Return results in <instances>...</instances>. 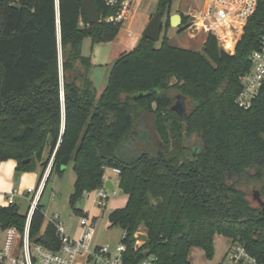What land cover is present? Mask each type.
<instances>
[{
  "label": "trees",
  "instance_id": "1",
  "mask_svg": "<svg viewBox=\"0 0 264 264\" xmlns=\"http://www.w3.org/2000/svg\"><path fill=\"white\" fill-rule=\"evenodd\" d=\"M94 2L102 18L89 24L82 0H0V161L45 171L53 158L45 187L72 164L69 203L78 216L86 214L77 202L103 185L105 167L119 168L127 201L108 220L123 230L122 264L150 256L154 264H192L193 247L212 259L216 234L239 240L264 264V207L254 197L255 187L264 196V87L250 109L235 103L258 46L262 4L233 54L214 33L201 50L142 36L114 62L98 96L83 40H112L122 23L106 22L114 10ZM172 3L158 0L155 11H167V26ZM171 89L186 97L185 118L172 110ZM27 218L17 202L0 205L2 227L24 231ZM139 232L148 240L137 245ZM30 238L60 248L40 200Z\"/></svg>",
  "mask_w": 264,
  "mask_h": 264
},
{
  "label": "built area",
  "instance_id": "2",
  "mask_svg": "<svg viewBox=\"0 0 264 264\" xmlns=\"http://www.w3.org/2000/svg\"><path fill=\"white\" fill-rule=\"evenodd\" d=\"M143 1L104 0L106 6L114 10V13L104 20L122 23L128 13L137 10ZM260 1L202 0L194 12L190 11L184 14L187 17L184 26L190 34H193V37L197 34L207 36L214 33L218 43L228 48V42H232L236 48V44L244 34L250 18L256 13L260 4L264 8V0L262 3ZM80 24L83 25L82 20H80ZM227 48L225 51L229 52ZM235 48L231 54L235 52ZM249 59L251 62L250 69L240 76L242 89L235 99L236 105L246 110L253 106L264 87V19L261 22L258 46L250 52ZM106 168L108 167H105V170ZM112 171L117 175L120 173V169L116 167L112 168ZM107 179L110 178L105 174L103 185L97 189L99 204L102 205L109 197L108 188L105 186ZM39 191V188H27L22 194L30 199L24 231L16 226L2 227L0 224V264H75L78 259L86 264H122V257L127 250V245L121 243L114 256L107 245L94 246V219L89 215L79 216L81 232L78 236H72L65 231V226L58 212L50 217L49 221L56 225L59 233L60 248L58 250H52L41 243L32 241L30 238V221L39 201ZM89 194V191L84 192V195L89 196ZM16 195L15 191L10 192L6 198V203L9 205L16 202ZM141 242L137 239V243L141 244ZM154 262L155 258L150 256L138 264H154ZM220 264H259V261L243 243L232 239L231 245Z\"/></svg>",
  "mask_w": 264,
  "mask_h": 264
},
{
  "label": "rangeland",
  "instance_id": "3",
  "mask_svg": "<svg viewBox=\"0 0 264 264\" xmlns=\"http://www.w3.org/2000/svg\"><path fill=\"white\" fill-rule=\"evenodd\" d=\"M201 3L202 0H173L170 16L176 13L186 14L190 11L194 12V10L197 9ZM157 4L158 0H144L137 10L128 13L116 36L112 40L93 42L90 36H86L84 38L82 47L83 53L85 55H91L94 63L96 64L91 76L97 89L101 87V84L106 83L114 62L127 49L126 42L128 40L135 41L141 39L143 30L150 19L147 15H153L155 13ZM163 19L164 26L162 28L161 39L157 42V45L161 43L163 36L167 35L170 43L174 46L193 50L202 49L206 38L205 34H197L193 37V34H190L186 29L183 30L181 25L176 27L172 25L167 26V11H165ZM219 45L221 48L226 50V46H223L220 43ZM234 48L235 47L227 48V50L232 53ZM59 53L61 55V45H59ZM170 92L175 96L176 102L178 95L176 90L171 89ZM47 156L48 150H46L44 158H47ZM52 161L53 158L50 163ZM36 169L40 175L42 167L39 163L37 164ZM105 174L114 182V188H108L107 190L109 197L107 198L105 204H99V197L97 194L98 190H95L90 192L89 196L83 195L82 199L77 202L76 207L82 209L86 215L96 217L94 222V246L107 245L110 252L114 256L116 254L117 247L121 244L123 230L120 227H111L108 215L113 209L123 207L126 204L127 195L119 187V177L112 171V168H106ZM19 181L20 180L16 181V188L18 191L20 189L18 186ZM74 181L75 173L73 171L72 164L66 167L63 175L54 171L45 189L43 190V195L41 194L39 200L40 204H42L44 208L45 224L48 222L49 217L53 213L58 212L60 214L61 221L64 222L68 228L67 233L72 236H78L81 232V227L79 226V216L73 213V209L69 203V197L74 190ZM44 184L45 181H42L39 189L44 187ZM256 190H259V187H255L254 192ZM262 198L264 199V196H262ZM19 205L20 212L26 213L29 202L24 199H19ZM217 235L218 236L215 237V243L217 248L216 256L218 257L225 248L231 245V239L220 234ZM136 244L140 245V243ZM195 250H199V253L198 256L193 253L195 257L194 259H199L201 262H194V264H213L206 258L202 248L197 247ZM217 257H215L216 260L218 259ZM80 262L81 259H78L75 264Z\"/></svg>",
  "mask_w": 264,
  "mask_h": 264
},
{
  "label": "crops",
  "instance_id": "4",
  "mask_svg": "<svg viewBox=\"0 0 264 264\" xmlns=\"http://www.w3.org/2000/svg\"><path fill=\"white\" fill-rule=\"evenodd\" d=\"M148 18H151V15L148 14L147 15ZM146 16V17H147ZM150 20V19H149ZM59 21V20H58ZM58 31H59V27H58ZM139 40H135V41H131V40H128L126 42V47L127 49L124 51L125 52H128V51H131L135 46L136 44L138 43ZM107 83V81H106ZM106 83H103L101 84L99 87V89H97V94L98 96L101 94V92L103 91ZM51 164L52 162L50 163L48 169H46L45 171H43V168L41 170V173L39 175V172L36 170L34 171H25V172H20V177L18 179H15L14 178V174L15 172L17 171L16 170V165H17V161L15 159H8V160H4V161H0V205L1 206H6L8 205L6 203V198L8 196V194L12 191H15L16 192V202L19 204V199H24L26 201L29 202V205H30V199L29 198H26L24 197L22 194L25 192V190L27 188H39L40 187V184L42 181H45V184H46V180H47V177H48V174H49V171H50V168H51ZM42 176V180L40 182V178ZM45 179V180H44ZM17 180H20L19 181V191L18 189L16 188V181ZM112 181V180H111ZM40 182V183H39ZM113 185H114V182L112 181ZM45 184H44V187H42L39 191V198L41 196V194L43 193V190L45 188ZM36 185V186H35ZM29 205H28V208H27V212L28 213V209H29ZM74 213V211H73ZM54 214V213H53ZM52 214V215H53ZM75 214V213H74ZM51 215V216H52ZM76 215V214H75ZM50 216V217H51ZM78 216V215H77ZM49 217V219H50ZM94 219V222L96 220V217H92ZM49 222V220H48ZM64 226H65V231L67 232V227L65 225V223L63 222ZM78 226V225H77ZM218 235L216 234L215 237H217ZM215 237H214V247H215V252H214V256L212 259H209L211 261V263L213 264H220L222 262V260L224 259L225 257V254L227 253L229 247L225 248L223 250V252L217 257V248H216V243H215ZM226 237V236H225ZM231 239V238H230ZM231 242H232V239H231ZM200 248V247H199ZM197 249V247H193L190 251V254H189V259L191 261L192 264H194V262H198L199 259H194V254H196L198 256V253H199V250H195ZM196 251V252H194ZM204 252V250H203ZM194 253V254H193ZM217 257L218 259L216 260ZM208 259V258H207ZM215 259V260H214ZM214 261V262H213ZM201 262V261H199ZM203 262V261H202ZM78 264H86L84 261L81 260L80 263Z\"/></svg>",
  "mask_w": 264,
  "mask_h": 264
},
{
  "label": "water",
  "instance_id": "5",
  "mask_svg": "<svg viewBox=\"0 0 264 264\" xmlns=\"http://www.w3.org/2000/svg\"><path fill=\"white\" fill-rule=\"evenodd\" d=\"M83 1V10L86 17V20L89 24L96 23L101 21V14L99 8L95 4L94 0H82ZM182 22L181 14H172L170 16V24L172 26H180ZM164 26L163 14L161 11L155 12L146 27L143 30L142 36L147 37L155 42H158L161 39L162 28ZM58 36L60 39V29L58 31ZM64 96V94H62ZM172 110L175 111L181 118L187 116L186 109V97L179 94L177 95V101L173 104ZM31 159H26L25 162H29ZM20 177V171H16L14 178L18 179ZM105 186L109 189H113L114 185L110 179L105 181ZM254 197L259 201L260 205L264 207V200L262 199L260 192L256 190L254 192ZM137 239L146 242L148 240V235L145 232H139L136 235Z\"/></svg>",
  "mask_w": 264,
  "mask_h": 264
},
{
  "label": "bare ground",
  "instance_id": "6",
  "mask_svg": "<svg viewBox=\"0 0 264 264\" xmlns=\"http://www.w3.org/2000/svg\"><path fill=\"white\" fill-rule=\"evenodd\" d=\"M227 46H228V48H233L234 44L232 42H228Z\"/></svg>",
  "mask_w": 264,
  "mask_h": 264
}]
</instances>
